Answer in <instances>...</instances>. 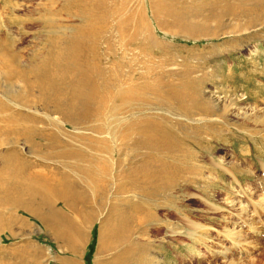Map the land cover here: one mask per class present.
Listing matches in <instances>:
<instances>
[{"label":"rangeland","instance_id":"1","mask_svg":"<svg viewBox=\"0 0 264 264\" xmlns=\"http://www.w3.org/2000/svg\"><path fill=\"white\" fill-rule=\"evenodd\" d=\"M145 1H110L108 7L115 14L109 22L110 34L100 43L101 49L103 42L109 40L123 56L117 25L130 18L124 35L133 36ZM42 2L0 0V38L11 40L16 48L31 43L33 29L25 36L21 28L8 23L11 9L16 8L13 16L25 18L28 10ZM206 2L209 0H167L170 15L161 20L160 28L146 12L156 41L155 52L139 57L165 81L184 78L198 82L196 89L209 105L208 115L193 116L188 122L183 120L187 115L180 116L174 109L166 115L172 123L183 118L180 123H188L189 136L195 135L193 128L204 132L196 137L197 146L179 138L186 147L177 154L185 163L183 177L172 187L164 183L153 187L150 180L142 183L124 177L136 166L125 153L131 142L122 141L119 134L113 138L115 134L94 133L92 123L87 122L79 127L81 134L90 136L101 148V144H106L104 151L91 152L106 159V173L94 180L72 178L70 183L78 190L69 199L52 204L54 209L65 211L74 202L77 210L93 212L94 219L85 228L80 248L72 252L68 237L55 236L27 213L4 208L14 217L10 227L14 238L8 231L0 233V264H264V25L249 29L244 19L228 17L223 20V27H218ZM202 25L205 33H198ZM136 53L127 52L126 58L132 61ZM17 86L21 88V84ZM166 107L158 106L152 112L143 110L140 115L160 118ZM67 131L72 133L74 129L67 126ZM79 143L77 140L76 145L84 147ZM190 148L197 155L196 161L189 160ZM18 149L26 160L42 162L23 141H19ZM112 153L121 156L112 157ZM146 155L144 150L139 158L149 160L151 166L155 157L146 159ZM195 164L200 168L197 174L192 172L197 169ZM154 183L159 184V180ZM82 194L86 199L81 201ZM151 195L155 196V207L144 204L143 197ZM121 214L132 216L133 220L119 228L111 225L119 229L120 238L114 232L115 238L110 236L114 229L109 227V237L101 249V230H108L109 218Z\"/></svg>","mask_w":264,"mask_h":264},{"label":"bare ground","instance_id":"2","mask_svg":"<svg viewBox=\"0 0 264 264\" xmlns=\"http://www.w3.org/2000/svg\"><path fill=\"white\" fill-rule=\"evenodd\" d=\"M110 1L44 0L28 10L25 18L13 16L16 8L11 9L8 23L21 28L25 36L30 34V29L35 35L23 48H16L7 38H0V233L8 231L14 238L10 230L14 217L3 210L10 208L37 219L55 236L68 237L72 252L80 248L85 228L94 219L93 212L77 210L74 202L65 211L54 209L52 204L69 199L68 196L78 190L76 185H71L72 178L82 176L94 180L106 173V159L91 154L98 149L104 151L106 144H101V148L90 136L81 134L79 127L87 122L92 123L94 133L115 134L113 138L119 134L122 141L131 142L126 145L125 153L136 166L124 177L142 180V183L150 180L153 187H161L162 183L172 187L183 177L185 163L177 154H182L186 147L179 138L190 146H197L196 137L204 134L193 128L191 132L195 135L189 136L188 123L186 126L180 123L183 118L175 123L167 118L172 109L180 116L187 115L185 122L193 116L209 114V105L196 89L198 82L184 78L165 81L156 69L139 61V57L155 52L156 41L145 14L148 12L160 28L161 20L170 15L167 0L145 1L133 36L124 35L130 27V18L117 25L123 56L109 40L100 48L101 41L107 39L105 36L111 29L109 22L115 14L108 7ZM206 5L218 27H223V20L228 17L244 19L248 28L264 25V0H209ZM246 27L243 30H247ZM198 33H205L203 25L199 26ZM134 51L137 52L135 58L129 61L126 53ZM124 63L126 69L123 70ZM17 84H21V88ZM163 105L168 106L163 113L165 116L140 115L143 110L152 112ZM262 118L264 125V115ZM67 126L74 132L68 133ZM77 140L84 147L76 145ZM19 141L42 162L26 160L18 149ZM144 150L148 152L146 159L155 157L151 166L149 160L139 158ZM187 154L189 160L196 161L193 150ZM187 154L183 157L188 159ZM120 156L112 153V157ZM196 168L193 174L199 173L200 168L197 165ZM156 179L159 184L154 183ZM79 198L82 201L86 196L82 194ZM143 199L145 205L155 207V196ZM136 210L140 211L139 206ZM132 220V216L122 214L109 218L108 230H101L100 248H105L113 226L119 228ZM116 227L110 231V236L114 232L119 239Z\"/></svg>","mask_w":264,"mask_h":264},{"label":"crops","instance_id":"3","mask_svg":"<svg viewBox=\"0 0 264 264\" xmlns=\"http://www.w3.org/2000/svg\"><path fill=\"white\" fill-rule=\"evenodd\" d=\"M84 211V210H83Z\"/></svg>","mask_w":264,"mask_h":264}]
</instances>
